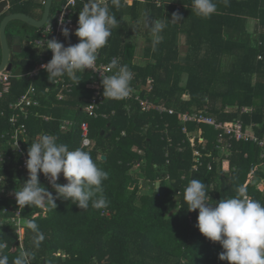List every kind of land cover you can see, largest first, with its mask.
<instances>
[{
    "label": "trees",
    "instance_id": "obj_1",
    "mask_svg": "<svg viewBox=\"0 0 264 264\" xmlns=\"http://www.w3.org/2000/svg\"><path fill=\"white\" fill-rule=\"evenodd\" d=\"M13 1L16 3L11 5V12H21L19 0ZM84 1L78 10H82ZM214 3L217 11L210 18L192 12V0H134L132 5L122 0L120 8L110 0L107 4L119 25L112 29L97 61L112 65L116 58L114 73L119 66L127 65L134 74L130 84L137 88L151 78L153 88L149 93L143 91V97L166 105L174 113L147 111L135 100H110L104 97L102 86L104 101L97 116L89 117L84 106L92 98L90 83L95 78L78 72L79 84L64 76L74 83L64 100H58L56 92L42 95L43 106L37 111L50 116L49 120L33 115L27 121L28 130L21 133L27 151L44 133L55 136L57 143L66 144L69 150L81 148V124L89 123L94 146L83 148L90 150L98 167L108 172V179L102 183L106 207L96 209L90 201L87 209H81L71 199L59 197L43 172L39 174L41 186L52 192L57 207L18 206L15 191L26 179L19 170L20 155L13 154L11 134L5 138L3 134L13 129L9 105L31 81L14 77L0 84V255L8 257V264H13L22 251L31 253V264H230L219 258L224 251L222 245L199 231V210L187 209L184 189L192 179H199L206 185L209 203L216 204L236 196L238 187L253 171L246 194L264 204L263 184L259 183L264 182L263 148L252 141L225 139L222 130L204 122L189 121L185 124L187 131H183L178 113L208 115L222 122L238 120L244 131L264 140V0ZM57 7L58 2L51 18ZM25 12L30 14V10ZM174 13L183 19L173 22ZM155 20L167 27L154 50L150 25ZM8 32L10 41L12 32L26 40L23 53L15 55L13 61V73L25 74L38 63L29 41L38 36L39 29L13 21ZM248 33H253L255 39ZM141 35L147 39L146 62L137 64L136 43L131 38ZM180 37L185 41V54L178 43ZM35 83L41 93L53 85L46 70ZM231 106L233 110L228 111ZM245 107L251 111L244 112ZM65 118L75 121L72 128H63ZM221 137L223 142H219ZM227 143L231 144L228 155L221 152V145ZM102 155L107 159L103 160ZM139 160V168H133ZM143 179L147 192L139 194ZM57 182L67 183L63 173ZM176 196L178 211L169 216ZM17 211L24 229L34 221L44 235L39 248H34L36 233L31 229L25 230L23 248L20 246L17 220H12L17 218Z\"/></svg>",
    "mask_w": 264,
    "mask_h": 264
},
{
    "label": "clouds",
    "instance_id": "obj_2",
    "mask_svg": "<svg viewBox=\"0 0 264 264\" xmlns=\"http://www.w3.org/2000/svg\"><path fill=\"white\" fill-rule=\"evenodd\" d=\"M110 2L116 8L122 6V0ZM191 11L202 18H210L217 11V5L214 0H192ZM182 19V16L174 13L171 20L178 22ZM118 25L116 17L110 13L105 3L101 0H87L80 11L75 31L79 43L66 47L55 39L47 42L45 48L53 52V57L41 67L47 71L48 80L55 83L57 78L67 75L79 83L76 73L95 67L100 50L108 44L112 29ZM166 27V23L160 20H155L150 25L154 50L161 42L160 34ZM69 31L66 27L62 29L66 37L69 36ZM116 66L117 61L113 60L111 67ZM132 78L127 65L119 66L118 71L112 75L102 72L104 97L110 100L127 98ZM27 154L26 167L30 178L19 191H15L19 207L29 205L43 208L46 204L57 207L52 192L41 186L40 172L48 178L59 197L71 199L81 209H87L90 201L91 206L96 209L107 206L108 202L102 194V183L108 179V172L98 167L90 150L86 151L83 147L69 150L66 144L57 143L55 136L44 133L31 143ZM61 173L68 183L57 182ZM252 177L250 173L245 186L238 187L236 196L221 199L216 204L209 203L206 185L199 179H192L184 189L187 209L199 210L196 225L199 231L211 241L222 245L224 251L219 254V258L230 264H264V204L250 199L246 194V185ZM97 193L100 195L94 199ZM28 229L36 233L33 245L34 248H39L45 239L44 235L39 232L34 221L26 224L24 230ZM30 258V252L22 251L13 264H31ZM0 264H8L6 255H0Z\"/></svg>",
    "mask_w": 264,
    "mask_h": 264
},
{
    "label": "built area",
    "instance_id": "obj_3",
    "mask_svg": "<svg viewBox=\"0 0 264 264\" xmlns=\"http://www.w3.org/2000/svg\"><path fill=\"white\" fill-rule=\"evenodd\" d=\"M83 1L84 0H64V2L61 3L59 9H57V11L55 12V15L52 18L50 17L48 22L42 28L39 29L38 36L35 39L29 41V44L32 47H36L37 49L36 53L38 55V63L35 65V67H33L25 74L18 75L13 73V70H7V66L3 70H0V84H7L11 80V78L14 77H27L31 81L27 90L9 105V122L12 125L13 129L3 134L4 138L11 134V147L13 150V154L20 155L21 162L19 164V170L21 171V176H24L26 181L30 178L29 170L26 167L28 151L24 148L25 142L24 140H21V133L24 134L28 130L27 121L33 115L43 117L46 120L50 119V116L42 115L37 111V108L43 106L42 95L44 94V92L47 94H54V92H56L55 97L61 101L66 98V92L72 91V87L74 86V83L67 82L66 78L62 77L57 78L56 82L53 83V85L46 86V88L43 90V93H41V91L37 88L35 80L40 76L41 72L45 70L41 66L48 63L53 57V52L45 47L47 45L48 40L51 39H55L58 42H62L66 47L70 44L75 45L79 43L77 39L73 36L75 35V31L78 27V18L80 14L78 6ZM103 2H106V0H103ZM61 19H63V23H61ZM65 27L70 30L69 36L67 37L62 32V29ZM113 60H116V58H114ZM109 69L111 70L109 71ZM83 72L90 73L92 78H95V80L90 83V88L94 89L92 98H90L89 103L84 106V110L89 115V117H95L97 116V109L99 108L100 104L104 101V97L100 91L102 87V72H104L106 75H112L114 74V69L113 67H111L110 63L96 61V65L93 69H85V71ZM133 75L134 74L132 73V76ZM152 82L153 80L149 78L147 80V84L142 86L141 89L138 91H135V86L130 84V95L124 100H135L139 102V104L144 110L147 111L156 110L160 113L165 111L174 113V110L166 107V105L164 106L163 104L154 102L148 98L143 97V91L149 93L152 90ZM75 84L79 83L76 82ZM243 111H246V109H243ZM178 117L181 123L184 124L183 131H187V126L185 124H187V122L189 121H194L198 123L204 122L206 124L212 125L215 129L222 130L225 135H227L225 139L230 140L236 138L237 140L252 141L258 143L259 146L263 148L262 156L264 155V140L260 139L256 135L244 131L243 124L241 121L235 120L222 122L217 121L212 116H206L203 114L197 115L189 112L178 113ZM62 122L63 128L65 129L72 128L75 124V121L71 118H65L64 120H62ZM81 130V145L86 148H93L94 143L89 135V123L83 122L81 124ZM223 141L224 137H221L219 139V142ZM230 146V143H227L224 146L221 145V152H225L228 155V152L231 148ZM12 157L13 155H11V158ZM195 160L198 162L199 158H196ZM209 169H212V165L209 166ZM14 200H16L15 195ZM16 214L17 218L13 217L12 220H17L16 222L19 227L18 233L20 236V246L23 248L24 227L20 218V211H17ZM36 215H38V213H35V216Z\"/></svg>",
    "mask_w": 264,
    "mask_h": 264
},
{
    "label": "water",
    "instance_id": "obj_4",
    "mask_svg": "<svg viewBox=\"0 0 264 264\" xmlns=\"http://www.w3.org/2000/svg\"><path fill=\"white\" fill-rule=\"evenodd\" d=\"M14 3L16 2L13 0H0V45L2 52L0 70H3L6 66L7 70H13L15 55H20L24 51L25 38L20 34L12 32V41L9 40V24L13 21H21L33 28H42L51 17L54 0H45L42 18L40 19L26 12H11V5H14ZM101 158L106 160L107 156L103 155ZM159 187L160 182H157V188L159 189ZM25 233L24 230L23 236H25Z\"/></svg>",
    "mask_w": 264,
    "mask_h": 264
},
{
    "label": "crops",
    "instance_id": "obj_5",
    "mask_svg": "<svg viewBox=\"0 0 264 264\" xmlns=\"http://www.w3.org/2000/svg\"><path fill=\"white\" fill-rule=\"evenodd\" d=\"M142 1H146V0H142ZM58 2V7H57V9H59V7H60V5H61V3L62 2H64V0H54V3H53V6L56 4ZM87 1L85 0L84 1V4L86 3ZM101 2L102 3H105L106 5L109 3V0H106V2H103V0H101ZM124 2L125 3H127L128 5H132L133 4V2H134V0H124ZM44 4H45V0H36V3L34 2V0H19V2H18V6L20 7V11L21 12H25V11H29L30 10V14L31 15H33L34 17H36V18H38V19H40V18H42V13L41 14H39V15H37L36 13H40L41 12V10L43 9L44 10ZM108 6V5H107ZM28 9V10H27ZM41 9V10H40ZM53 9V8H52ZM57 9H56V11H57ZM36 13H35V12ZM81 11V9H79V12ZM27 13V12H26ZM52 14V13H51ZM126 18H128V19H130V17L127 15V17ZM73 37H75L76 39H77V41L79 42V39H78V37L77 36H73ZM141 37H143V42H144V45H143V56H144V52H145V49H144V47H145V44H146V42H147V39L145 38V36H141ZM139 38V37H138ZM180 38H183V37H180ZM135 39H137V38H135ZM184 39V38H183ZM25 40V39H24ZM179 41V40H178ZM131 42H135V40L133 39V38H131ZM185 42V41H184ZM136 43V42H135ZM27 43H26V40H25V42H24V46L26 45ZM137 48H138V45H137V43H136V52H137ZM135 58H136V54H135V57H134V63H137L136 61H135ZM137 64H139V63H137ZM147 84V83H146ZM141 89V87H139V88H137V87H135V91H138V90H140ZM230 109V110H229ZM243 109H246V111H244V112H248V111H251V108H249V107H245V108H243ZM233 110V107L231 106L230 108L228 107V111H232ZM103 156V155H102ZM101 156V157H102ZM252 173V176H253V171L251 172ZM249 176H250V173H249ZM248 176V177H249ZM253 178V177H252ZM259 183H262L263 185H260V187L263 189L264 188V182L263 181H261V182H259ZM140 186H142L143 187V183L141 182L140 183ZM157 186V185H156ZM160 188V187H159ZM24 237V236H23Z\"/></svg>",
    "mask_w": 264,
    "mask_h": 264
},
{
    "label": "rangeland",
    "instance_id": "obj_6",
    "mask_svg": "<svg viewBox=\"0 0 264 264\" xmlns=\"http://www.w3.org/2000/svg\"><path fill=\"white\" fill-rule=\"evenodd\" d=\"M254 23V22H253ZM229 30V29H228ZM251 37H253L254 39H255V36H254V34L253 33H248ZM247 34V35H248ZM142 36V35H141ZM141 36H139V38H137V39H135V38H133L134 40H135V42L137 43V45H138V48H137V52H136V58H135V61L137 62V63H139V64H143L144 62H146V59L144 58V56H143V45H144V42H143V37H141ZM178 43L181 45V52H182V54H185L186 53V45H185V43H184V39L183 38H180L179 39V41H178ZM32 49H31V52H36L37 51V49H36V47H31ZM183 84H184V81L182 82ZM164 105V104H163ZM165 106V105H164ZM230 110V109H229ZM136 150H137V148H135ZM139 152L140 153H142V150H139ZM142 162V160H139L136 164H135V166L133 167V168H135V169H138L139 168V165H140V163ZM143 181V182H142ZM141 182L143 183V187L142 186H139L140 188H139V194H143V193H146L147 191L145 190V184H144V179L143 180H141ZM149 188V187H148ZM264 189V188H263ZM175 202L171 205V211L169 212V216L171 215V214H175L177 211H178V205H180L179 204V202H178V196H176L175 197ZM14 250H15V248H14Z\"/></svg>",
    "mask_w": 264,
    "mask_h": 264
}]
</instances>
